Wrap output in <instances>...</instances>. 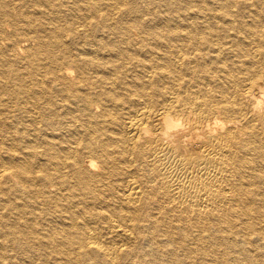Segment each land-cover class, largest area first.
<instances>
[{
  "label": "bare ground",
  "instance_id": "bare-ground-1",
  "mask_svg": "<svg viewBox=\"0 0 264 264\" xmlns=\"http://www.w3.org/2000/svg\"><path fill=\"white\" fill-rule=\"evenodd\" d=\"M0 264H264V0H0Z\"/></svg>",
  "mask_w": 264,
  "mask_h": 264
}]
</instances>
